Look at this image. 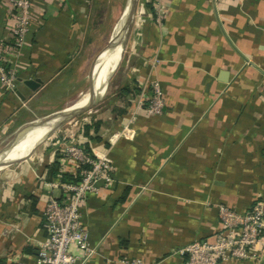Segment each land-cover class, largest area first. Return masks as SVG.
Segmentation results:
<instances>
[{"label":"crops","instance_id":"1","mask_svg":"<svg viewBox=\"0 0 264 264\" xmlns=\"http://www.w3.org/2000/svg\"><path fill=\"white\" fill-rule=\"evenodd\" d=\"M98 1L33 0L18 83L13 91L0 85V137L14 126L20 133L38 114L56 110L53 104L67 103L70 77L93 40ZM138 1L141 20L133 21L134 0L132 18L121 30L131 22L122 61L121 47L109 73L100 74L101 62L94 75L101 53L89 69L92 116L76 134L51 137L60 126L38 143L51 137L47 145L31 154L38 144L27 147L0 168V264H36L47 237L45 202L49 196L63 198L51 184L77 172L62 150L86 140L84 124L92 125L89 136L101 138L90 141L91 153L108 150L114 183L88 194L82 204V226L94 249L82 264H128L136 258L144 264H185L189 244L212 240L221 230L219 205L244 214L264 202V0H163L167 12L160 26L150 0ZM131 4L126 1L108 44ZM13 24L4 0L0 40ZM29 79L40 86L32 91L24 84ZM155 80L163 94L162 114L138 111L133 139L110 146L111 134L125 125L142 92L148 98ZM83 94L82 106L89 98ZM53 163L58 173L49 180L46 167ZM219 264H264V254L257 262Z\"/></svg>","mask_w":264,"mask_h":264},{"label":"built area","instance_id":"2","mask_svg":"<svg viewBox=\"0 0 264 264\" xmlns=\"http://www.w3.org/2000/svg\"><path fill=\"white\" fill-rule=\"evenodd\" d=\"M155 23L160 26L167 12L163 0H153ZM14 24L5 39L0 40V85L5 91H13L19 80L21 54L33 19V0H7ZM141 16H137L139 22ZM164 100L158 81L150 84V94L142 92L125 125L111 134V145L123 138L134 137L133 125L138 111L148 116L163 112ZM63 154L72 160L79 174L77 183H54L63 198L49 196L43 210L46 239L40 243L36 264H82L94 254L88 233L82 226V204L88 194H96L100 187H111L113 163L108 150L98 155L87 154L78 143H69ZM221 230L212 240H197L187 246L185 264H219L227 260L259 261L264 254V202L254 203L248 212L241 214L224 206H218ZM128 264H144L140 259Z\"/></svg>","mask_w":264,"mask_h":264},{"label":"rangeland","instance_id":"3","mask_svg":"<svg viewBox=\"0 0 264 264\" xmlns=\"http://www.w3.org/2000/svg\"><path fill=\"white\" fill-rule=\"evenodd\" d=\"M127 0H99L98 1V8L94 10V30H93V40H91V44H89L83 51V53L80 55L78 59V63L75 66V72L72 73L71 75V81L72 85L70 86L68 92V101L66 104H53L52 107H58L56 110H53V112H44L46 114H38L36 118H33L31 120L32 122L34 120H42L48 116H50L52 113L60 111L62 109H66L68 107H71V105H75V103L79 100L81 94L88 92V72L91 67L92 62L96 58L98 54L99 59L97 60L95 67H94V75L95 71L97 70V67L101 65V62L105 53H106V46L108 45L109 38L113 34V29L115 25L118 24L120 21V18L123 13L124 5ZM139 4V1L137 0L136 3V8L134 12V19L133 21L137 19V14L138 9L137 5ZM132 27L131 22L129 23L127 29L123 32L122 34V39H121V47H122V52H121V59L119 63L122 61L123 58V53L125 49V42L127 40L130 28ZM106 48V49H105ZM105 49V50H103ZM103 50V51H102ZM102 51V52H101ZM104 63V62H103ZM93 77V74H92ZM93 114V109L89 112L85 111L81 114H79L77 117H75L72 120H69L68 122L64 123L58 130L55 132L51 137L60 135L63 132H69L72 135L76 134L78 129L80 128V124L83 122V120L88 117L92 116ZM15 126L12 127L10 130H8L3 136L0 137V150H3L7 145H9L19 134L18 131L15 130ZM29 128L25 130V132L22 134L23 136H20L18 139V143L21 142V140L24 139L25 136H27L31 131ZM50 137V138H51ZM46 140L43 142L40 146L39 149L42 148L43 146L47 145L49 143V140ZM9 142V143H8ZM16 142V143H17ZM25 157V156H24ZM22 157V158H24ZM21 160V159H20ZM19 162V160H18ZM12 168V167H10ZM8 167V169H10ZM4 170V169H3ZM7 170V169H6Z\"/></svg>","mask_w":264,"mask_h":264},{"label":"bare ground","instance_id":"4","mask_svg":"<svg viewBox=\"0 0 264 264\" xmlns=\"http://www.w3.org/2000/svg\"><path fill=\"white\" fill-rule=\"evenodd\" d=\"M117 30L118 27L116 31ZM121 37H122V31L121 29H119L117 31V36L114 38L112 42H110V46L107 48L105 56L103 58L104 63L102 62L101 73H100L102 74V76L109 73V71L113 68L115 62L118 60V55L119 52L121 51V39H122ZM85 98H86V94H83L81 98L75 103V105L66 108L64 111H61V113L68 112L69 110L74 108H80L82 106V103L85 101ZM54 123L55 121L53 120V121H48L43 125L33 127L32 129L33 131H31L27 136H25L20 143L18 142L15 143L16 146H14L13 149L10 151V153H8L6 159L3 161L1 165L5 166L7 163H9L6 162L7 160H12L16 158L17 155L23 152L27 147H30L29 149H31L33 146L37 145L39 142L47 138L48 137L47 135L54 131Z\"/></svg>","mask_w":264,"mask_h":264},{"label":"water","instance_id":"5","mask_svg":"<svg viewBox=\"0 0 264 264\" xmlns=\"http://www.w3.org/2000/svg\"><path fill=\"white\" fill-rule=\"evenodd\" d=\"M131 8L129 9L128 14L126 15V18L124 20L123 26H122V31L124 29V27L126 26V24L131 20L132 15H133V6H134V0H132V4H131ZM111 42V41H110ZM110 46V43L108 44V47ZM113 71V70H112ZM40 81L38 79H29L24 81V84L26 86H28V88H30L32 91L36 90L39 86H40ZM98 83V82H97ZM102 84H103V80H102ZM101 83H98L97 88H102L103 85ZM95 87V85H94ZM89 94V98H88V102L86 105L82 106L81 108H74L69 110L68 112L65 113H61V111H64L65 109H62L60 111L54 112L52 113L50 116L42 119V120H35L33 122H31L24 130H22L18 136L9 144L7 145V147H5L3 150H0V168L3 166L1 165L3 163V161L6 159L8 153H10V151L13 149V147L15 146V143L18 141V139L20 138V136H22V134L25 132V130L29 129V128H33L39 125H43L45 123H47L48 121H55L54 123V131L52 133H50V135H52L60 126H62L64 123L68 122L69 120L74 119L75 117H77L79 114L87 111L91 105H92V97H93V89H90L88 91ZM72 107V105H71ZM41 144V143H40ZM40 144H38L37 146H35L30 152L29 154H31ZM16 162L13 161V163ZM12 163V162H10ZM9 163V164H10Z\"/></svg>","mask_w":264,"mask_h":264},{"label":"trees","instance_id":"6","mask_svg":"<svg viewBox=\"0 0 264 264\" xmlns=\"http://www.w3.org/2000/svg\"><path fill=\"white\" fill-rule=\"evenodd\" d=\"M4 0H0V3L3 2ZM153 0H150V4H147V6L152 10L153 12V15H154V9L151 7V3H152ZM125 92H128L125 90ZM140 90L139 89H136L134 90V93H139ZM90 128H92V125H89V124H84L83 125V133H84V136L86 137V140L84 142H80L78 143V145L83 148V150L87 153V154H92L91 153V148H90V141H100V137L99 136H89L88 133H89V130ZM96 130V127L94 128ZM46 170H47V177L49 180L55 178V176L57 175L58 173V165L57 163H53L52 165L50 166H47L46 167ZM78 168H77V172L75 175H72V176H67V175H61V184H65V183H77L79 181V174H78Z\"/></svg>","mask_w":264,"mask_h":264}]
</instances>
